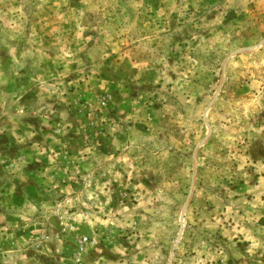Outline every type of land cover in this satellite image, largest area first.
<instances>
[{
    "label": "rangeland",
    "instance_id": "rangeland-1",
    "mask_svg": "<svg viewBox=\"0 0 264 264\" xmlns=\"http://www.w3.org/2000/svg\"><path fill=\"white\" fill-rule=\"evenodd\" d=\"M0 264H264V0H0Z\"/></svg>",
    "mask_w": 264,
    "mask_h": 264
},
{
    "label": "crops",
    "instance_id": "crops-1",
    "mask_svg": "<svg viewBox=\"0 0 264 264\" xmlns=\"http://www.w3.org/2000/svg\"><path fill=\"white\" fill-rule=\"evenodd\" d=\"M17 189V188H16ZM29 189V188H28ZM15 192H16V190H15ZM37 192H38V190H37ZM30 194L32 195V191H31V189H30ZM4 236V235H3Z\"/></svg>",
    "mask_w": 264,
    "mask_h": 264
}]
</instances>
